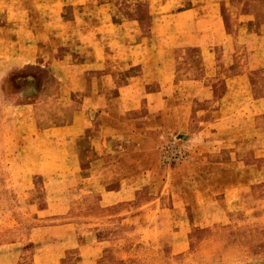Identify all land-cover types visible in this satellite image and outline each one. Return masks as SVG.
I'll use <instances>...</instances> for the list:
<instances>
[{
    "label": "crops",
    "instance_id": "crops-1",
    "mask_svg": "<svg viewBox=\"0 0 264 264\" xmlns=\"http://www.w3.org/2000/svg\"><path fill=\"white\" fill-rule=\"evenodd\" d=\"M7 12L16 18L9 20L7 33L0 24V101L5 73L18 74L25 83L14 93L16 102L0 107V162L1 145L19 144V152L9 156L19 163L5 166L8 187L31 190L38 175L51 181L49 191L61 193L46 206L26 204L37 219L51 222L30 230L29 242L38 245L34 264L148 262L147 255L133 251L139 243L158 246L164 238L163 215L174 209L163 204V194L141 206L153 205V211L115 216L127 226L120 234H100L91 223L88 231L77 232L83 214L75 213L85 207L83 196L98 195L107 209L134 202L142 191L123 178L111 181L106 162L112 159V136L133 122L118 125L115 112L126 116L145 105L163 119L167 115L166 127L177 135L186 131L188 144L203 145L216 159L211 184L220 185L228 208L238 209L234 232L252 259L257 238L252 221L264 219L254 212L264 204V194L259 195L264 193V0H25ZM38 13L48 19L34 24L17 18ZM34 66L43 75L33 68L21 73ZM44 96L48 101L41 100ZM57 97L58 107L44 108ZM41 109L53 113L39 118ZM57 161L60 168L54 171ZM131 174L139 179L146 173ZM70 175L83 182H67ZM17 176L28 182L16 188ZM70 213L74 220L63 221ZM149 213H158V221L143 226ZM14 220L11 213L0 223ZM186 222L173 230L169 250L162 243L155 257L162 253L171 263L182 257L186 262L193 224L187 216Z\"/></svg>",
    "mask_w": 264,
    "mask_h": 264
},
{
    "label": "rangeland",
    "instance_id": "rangeland-1",
    "mask_svg": "<svg viewBox=\"0 0 264 264\" xmlns=\"http://www.w3.org/2000/svg\"><path fill=\"white\" fill-rule=\"evenodd\" d=\"M19 1L23 3L25 0H0V9L2 11L0 24L2 29L6 30V33L8 26L12 23L9 20L16 18V16L11 17L7 10L13 4L14 6L18 5ZM39 15V13L32 14L29 17L21 15L17 18L22 21H31L32 19L34 24L40 23L42 18L48 19V17L41 18ZM65 18L68 20L72 17L66 15ZM31 68L43 75V71L35 66L26 68L21 73H27ZM8 77L9 74L7 72L3 77L5 80L4 84H1V88L5 90L3 94L1 93V110L4 104L16 102L17 94L14 93L18 92L22 84L25 83V80H20L18 74ZM51 78L50 80H52ZM48 98V96H44L41 100L48 101ZM55 99H58V97L54 98L53 104L46 103L44 108L53 111L54 107H58L55 106L58 103L55 102ZM61 102L63 104L64 100H61ZM112 105L114 107V103ZM47 109L46 112H41L42 109L39 110V118L40 116L44 119L50 117V113L53 112H49ZM117 113L115 112L113 119L118 125L124 121L127 123L128 120H131L133 125L138 123L139 127H131L132 124L130 126L127 124L126 127L123 126L118 133L112 136L113 145L112 154H110L112 159L106 162V168L111 169L110 178L114 183L123 178L128 183L138 184V187L143 189L140 192H136L134 202L107 209L98 203V195L83 196L82 205H85V207H79L78 211L75 212L77 215L79 213L83 214V217H80V222L82 223H80V228H78L77 232L84 233L88 231L91 223L98 225L95 230L100 229V234L105 232L120 234V231L122 232V229H126L127 226H121L119 222H116L117 218L115 216L122 212L123 214L131 212L132 210L137 213L145 210L153 211L155 209L153 205L145 206L143 209H141V206L146 205L148 200L158 198V194H163L164 198L162 199L167 200L163 204L168 206L167 208L171 206L174 211L171 212L167 209V212L163 215L165 220L168 221L167 224H164L167 226V230H165L164 238L160 239L158 246L142 242L137 245V251H133L138 253L139 257L147 255L146 260L148 262L145 264H264V219L263 223L260 220L252 221V235L256 234L257 238L252 239V259H248L246 258L247 255H245V249L247 248L243 245L244 241L238 239V233L235 235L236 230L234 228L238 224H235L233 218L239 211H235L238 209L228 208L224 194L219 190L220 185L211 184V180L216 179V171H213V169L218 167L217 161L212 154L202 151L205 147L197 142L188 144L185 140L186 138H184L186 131L179 132L178 137V132L176 133L175 129L165 126L167 115L163 119L158 116V113L147 108L146 105L140 111L131 112L126 116H120V113ZM164 113L169 114L167 111ZM96 130H98V127ZM95 133H92V135H95ZM19 146V144L1 145V151L5 159L3 158L0 162L2 184L0 186V220L4 221L11 213L15 220L12 224L8 223V221L0 223V264H34V248L38 245L29 242L30 230L41 224L49 225L51 222L37 219L36 215L28 209L26 204L34 202L40 204V206H46L49 204L48 201L55 200L56 196L61 194L49 191L48 189L51 187L49 182L51 181H47L48 178L38 175L34 176V188L31 190L17 192L13 187H8V178L4 175L8 173V170H6L5 166L9 167L11 166L10 164L15 162L19 163V160L16 161L14 157L9 159V156L16 155L19 152ZM4 149L6 150L4 151ZM49 161V165H51L52 160L50 159ZM57 163L58 165L53 167L54 171L60 168L61 163L59 161ZM130 170L146 174L138 179L136 174L127 175ZM230 170L232 169L230 168ZM14 179L13 185L14 183L17 184L16 188L21 187H19V183L28 182L24 180V177L20 178L17 176L16 178L13 177ZM66 179L69 180L67 182L75 185L83 182L79 177H73L72 175ZM168 185H173L171 191L174 196L171 191L169 194H167V190L166 193H162L163 189L167 188ZM263 194V191H261L259 195L263 196ZM136 204L138 205L135 206ZM254 212H260L264 215V204L258 205V209ZM222 214L223 217L219 219ZM110 216H113V218H110ZM186 216L193 223L191 232L188 233L190 250L187 251L186 262L183 261L185 257H182V259L171 263L167 257H161L162 253L155 257L154 254L157 251L161 252L159 247H163L162 243L169 250L170 242L173 239V230L178 232L179 225L187 223ZM73 220L74 216L71 213L63 218V221L72 222ZM142 221H144L143 226L151 224L150 221L156 224L158 213L155 216L149 213V216L142 218L140 222ZM175 221L177 222L175 223ZM124 232H126V237L133 239L128 236L130 231ZM153 233L151 232V234ZM143 235L146 236V234ZM155 237H158V233H155ZM191 252L195 254L192 255ZM156 258L158 260L153 262L152 259ZM69 261L71 260H66V262Z\"/></svg>",
    "mask_w": 264,
    "mask_h": 264
}]
</instances>
